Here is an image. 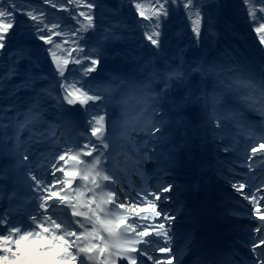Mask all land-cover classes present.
<instances>
[{"label": "rangeland", "instance_id": "374dc122", "mask_svg": "<svg viewBox=\"0 0 264 264\" xmlns=\"http://www.w3.org/2000/svg\"><path fill=\"white\" fill-rule=\"evenodd\" d=\"M16 5V13L0 5V23L19 28L30 40L14 51L21 65L0 88V264H84L77 245L92 246L99 230L92 209L84 207L83 189L80 202L89 214L87 240H79L71 217L80 220L82 215L64 213L65 204L76 205V198L63 194L67 180H72L67 173L75 165L78 173L101 175L95 181L94 207L125 209L128 226L147 230L142 237L134 232L137 264L187 263L185 255L196 237L181 226L170 236L160 220L179 200L175 183L180 182L177 173L183 172L175 173L173 165L180 145L172 135L166 140L172 148L168 154L160 147L154 150L164 141L154 134L164 126L176 130L180 120L175 105L191 103L195 85L203 96L205 127L216 149L215 156H208L216 167L214 181L228 190L232 185L248 186L240 195L231 190L222 197L226 205L222 216L238 237L235 259L228 264H264V62L225 17L227 1L121 0L120 10L132 16V27L138 29V44L126 31L110 34L113 48L105 53L73 52L65 77L86 99L76 112L69 110L51 65L54 54L66 59L68 45L63 41L71 47L73 40L65 30L39 23V11L30 3ZM104 62L110 68L99 66ZM95 64L100 72L94 76L89 73ZM205 81L211 84L208 92ZM172 86L181 93L173 102ZM109 120H120L121 125L113 135L119 145L111 153L112 175L104 178L99 135ZM65 125L72 134L65 133ZM255 148L261 150L253 155ZM74 151L77 160L69 165ZM7 156H12L11 165L5 164ZM204 181L209 184L211 177ZM47 182H59L57 195L54 188H46ZM108 194L113 197L107 206ZM145 198L157 200L159 207L148 209L142 203ZM40 200L55 213L41 216ZM180 206L176 213L185 214ZM98 251L102 252L99 243Z\"/></svg>", "mask_w": 264, "mask_h": 264}, {"label": "bare ground", "instance_id": "6f19581e", "mask_svg": "<svg viewBox=\"0 0 264 264\" xmlns=\"http://www.w3.org/2000/svg\"><path fill=\"white\" fill-rule=\"evenodd\" d=\"M173 82H169V85H172ZM193 89L194 93L193 101L188 104H176L175 107L178 110L177 117L179 118L180 122L178 126H176V130L174 127H163L160 128V131H157L154 136L159 138L160 140L163 139L164 141H160L157 143V147L154 150H158V147L161 148L162 151L166 150L167 154L172 149L167 143V138H170L172 135L174 138L177 139L180 145V155L178 160L173 165L174 172H183L177 173V176L181 174L185 175V180L183 182H176L175 183V195L178 197L174 200V206L169 205L167 208V212H164L160 215L161 225H163L164 229L168 230V234L173 236L179 233L180 226L185 228L187 232H195L196 226L192 224L190 219L194 216L195 211L199 206L202 205H211L215 214H222L223 210H220V206L218 207V201L221 202L222 197L229 191H234L235 194L240 195L242 192L246 191L248 186H236L232 185V189L228 190L224 188V186L219 185L213 179L214 170L216 167H212V161L208 158V156H215L216 149L213 148L212 141L210 137H208V132L205 127V110L204 107L201 106L203 96L200 94V90L198 89L197 85ZM176 86L171 87V96L169 97L170 100L173 102L176 98L179 99L181 93L178 90H175ZM168 98V97H166ZM128 121V120H127ZM108 128L105 130L104 134L99 135V141L102 142L103 148L100 151L99 157L101 158L99 164L101 165L102 174L105 177H110L111 174V153L118 148V140L113 136L117 132V128L120 127L121 122L120 120H109ZM182 133H180L178 130ZM63 130L65 133L72 134V129L69 126H64ZM177 136V137H176ZM130 139L129 135L127 140ZM152 143H156L153 141ZM207 146V150L203 152L201 146ZM177 150V151H178ZM261 149L255 148L252 151V154H257ZM103 153V155H102ZM8 158L5 160L6 165H11L13 160L12 156H7ZM208 158V159H206ZM167 159L171 161V157L167 156ZM77 160L75 151L72 152V157H70L67 161L68 164L75 163ZM76 169V165L74 166L73 171H69L68 176L71 179L67 180L66 191L63 194H66V197L69 196L70 200L71 197L76 198V205H72L71 201L64 205V213L69 216L71 212H78V215H82V218L79 220L78 217L71 216L74 220V226L77 229L76 235L79 237V240H83L90 236V231L88 230V211L83 208L81 204V191L83 189L84 197H86L85 202L88 210L92 209V216L94 224H97V229L99 230L98 238L95 239V243L92 246L87 244H78V259L81 263L84 264H137V252L134 250L135 243L133 236L139 232V237L147 235V230H133L130 226L124 222L126 218L127 210H119L118 208H112L111 210L101 209L99 210L100 206L94 207L96 203L95 194L97 190H95V181L101 175L99 174H82L78 173ZM211 170V174H210ZM75 172V173H74ZM79 174V178L75 175ZM65 173V175H67ZM107 175V176H106ZM205 177H211V182L207 184L204 179ZM102 178V180L104 179ZM80 182V183H79ZM81 183H89L88 187L82 186L79 187ZM12 185V184H11ZM46 188H54L52 192L54 195H57V191H59V182L56 184H52L47 182ZM187 190L191 193V198L188 201L184 200L183 192ZM168 195H173V193L169 192L166 193ZM181 196V197H180ZM112 194H108V198L106 199V205L111 204ZM84 202V203H85ZM142 203L148 209H157L159 207L158 201H154L151 199H143ZM179 203V204H178ZM180 208L183 206V210H185V214L176 213L177 206L180 205ZM84 205V204H83ZM41 211V216L52 215L55 213L54 208L47 204H44L42 200H40V208L37 209V212ZM68 211V213H67ZM100 213V214H99ZM187 219V221H184ZM258 219V217H257ZM184 221V222H183ZM35 223V222H34ZM33 223V224H34ZM114 223V224H113ZM183 223V224H182ZM182 224V225H181ZM135 232V234H134ZM144 234V235H142ZM255 234L258 236L260 233L257 231ZM138 235V234H137ZM149 235V234H148ZM180 236V235H179ZM178 237V236H177ZM77 241V240H76ZM178 242V239H175ZM98 243L101 249V253L98 251ZM47 249H44V254L46 253ZM72 255L69 256L68 259H72ZM242 262V259L239 260Z\"/></svg>", "mask_w": 264, "mask_h": 264}, {"label": "trees", "instance_id": "16d2710c", "mask_svg": "<svg viewBox=\"0 0 264 264\" xmlns=\"http://www.w3.org/2000/svg\"><path fill=\"white\" fill-rule=\"evenodd\" d=\"M226 1L225 17L250 40L252 48L264 62V0ZM19 2L30 3L34 10L39 11V23H49L52 27H57L59 32L63 29L73 40L71 47L69 42L63 41V44L68 45L65 50L66 59L54 54L51 61L52 68L61 80L68 107L72 111H79L86 100L83 93L73 88L69 77H65L71 71L73 52L84 54L88 50H97L105 53L113 48L109 40L110 34L126 31L131 32L132 43L138 44V37L135 38L138 29L132 27V16L123 14L120 10L121 0H0V5L7 6L16 13L15 7ZM54 34L57 35V32ZM29 40L30 36L19 31V28L11 29L0 23V88L14 73L12 70L21 65L14 51L26 45ZM56 44L61 47L59 42L56 41ZM90 69L92 72L89 74L94 76L100 72L97 64L90 65ZM236 71H240V65Z\"/></svg>", "mask_w": 264, "mask_h": 264}, {"label": "water", "instance_id": "95a60500", "mask_svg": "<svg viewBox=\"0 0 264 264\" xmlns=\"http://www.w3.org/2000/svg\"><path fill=\"white\" fill-rule=\"evenodd\" d=\"M99 66L102 67V68H105V69L106 68H110V65L107 62L100 63Z\"/></svg>", "mask_w": 264, "mask_h": 264}]
</instances>
